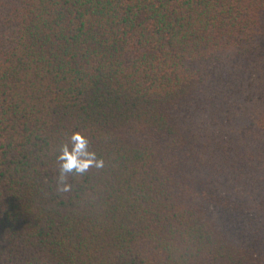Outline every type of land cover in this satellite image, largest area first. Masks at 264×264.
<instances>
[{"label": "trees", "instance_id": "trees-1", "mask_svg": "<svg viewBox=\"0 0 264 264\" xmlns=\"http://www.w3.org/2000/svg\"><path fill=\"white\" fill-rule=\"evenodd\" d=\"M0 264H264V0H0Z\"/></svg>", "mask_w": 264, "mask_h": 264}, {"label": "clouds", "instance_id": "clouds-1", "mask_svg": "<svg viewBox=\"0 0 264 264\" xmlns=\"http://www.w3.org/2000/svg\"><path fill=\"white\" fill-rule=\"evenodd\" d=\"M73 146L69 149L66 145L62 146L58 160L60 164V191H70V185L65 183L67 173L75 172L82 174L87 171L90 166L97 168L103 167V160L96 159L95 153L86 150L87 141L79 133L73 134L71 137Z\"/></svg>", "mask_w": 264, "mask_h": 264}]
</instances>
